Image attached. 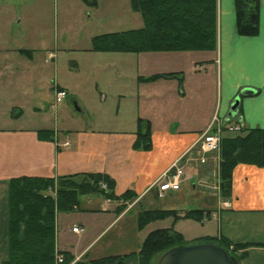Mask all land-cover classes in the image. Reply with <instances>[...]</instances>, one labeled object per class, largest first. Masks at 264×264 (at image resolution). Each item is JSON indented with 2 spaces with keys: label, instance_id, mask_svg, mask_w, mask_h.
I'll return each mask as SVG.
<instances>
[{
  "label": "crops",
  "instance_id": "obj_1",
  "mask_svg": "<svg viewBox=\"0 0 264 264\" xmlns=\"http://www.w3.org/2000/svg\"><path fill=\"white\" fill-rule=\"evenodd\" d=\"M86 1L96 13L108 11L111 15L106 20L117 19V23L127 25L126 30H108L96 36L136 30L143 26L139 14L130 9V0ZM258 1V34L247 37L237 33L234 0H217L216 47L211 52L133 54L83 50L89 52L87 55L92 60L88 75L92 76L90 81L95 91L94 100L99 93L102 100L109 96L110 102L115 105L111 119L97 120L87 125L75 124L70 117H65V123L55 120L50 125L45 106L41 107V111L33 107L23 117V105L20 106V97L16 93H26L34 88V61L39 60L42 64V60L46 62L50 55L52 61L57 56L49 48V27L32 21L36 30L18 29L16 32L20 35L27 33L34 36L32 43L27 42V48L21 47L22 42L17 39L19 36L16 33L0 35V102L4 101L5 106L4 111L0 109V264L7 256L6 192L11 179L30 177L57 180L78 174H102L115 183L116 196L130 191L137 196V203L143 201L148 205L154 204L155 209L176 210L172 206L161 205L184 200L179 198L188 187L191 194L199 192L195 183L204 179L207 168L210 171L211 167H187L180 189L165 192L163 198L157 197V188L150 187L186 152L190 150V155L196 156L198 145L195 143L212 125L215 117L223 126L232 123L230 106L242 89H254L255 94L241 97L236 110L238 120L233 123L241 125V132L243 129L264 130V0ZM16 2L21 0H0V24L2 22L8 27L9 32L15 30V25L21 26L23 16L17 14ZM43 28H48V35L47 29L43 32ZM56 38L58 35L54 33V45ZM64 50L75 51L72 48ZM73 65L72 72H68L72 76V83L62 82L61 85L59 80H55L52 91L54 94L56 88L64 90L66 99L78 102L80 105L77 106L83 111L86 107L94 106L89 100L85 102L82 99L84 88L78 82L82 66L78 62ZM167 74L174 77L150 82L139 80ZM108 83L110 87L106 85ZM103 92L106 96L102 95ZM61 103L66 109L65 101ZM14 107H19L21 113L12 114L10 109ZM148 126L151 149L134 150L137 131L144 133ZM44 130L51 132L50 138L40 135V131ZM229 134L223 131L221 136ZM64 143H68V146L63 147ZM199 193L201 208L193 210L210 211V214L201 222L194 221L201 226L197 239L225 238L233 244H247V248L238 250V255L245 254L239 263L264 264V167L237 165L232 171L230 193L218 202L210 189L200 190ZM90 200L87 202L91 203ZM224 202H228L229 207H222ZM101 203V211L85 208L81 209L82 214L94 215L110 210L107 201ZM121 215L106 224L91 243ZM77 226L84 230L82 224L72 223L66 227L71 230ZM91 243L82 250L80 246L65 243L60 250H72L77 258L87 254L85 251Z\"/></svg>",
  "mask_w": 264,
  "mask_h": 264
},
{
  "label": "trees",
  "instance_id": "obj_2",
  "mask_svg": "<svg viewBox=\"0 0 264 264\" xmlns=\"http://www.w3.org/2000/svg\"><path fill=\"white\" fill-rule=\"evenodd\" d=\"M234 7L238 35L256 36L259 30V1L234 0ZM130 9L141 17L142 28L95 36L92 38L90 51L137 54L215 50L217 0H130ZM173 77V74L153 75L139 80L150 82ZM40 135L50 138L51 132L40 131ZM133 149H151L149 126L144 133L137 131ZM219 160L221 195L225 197L231 191L232 171L237 165L264 167V130L243 129L233 136H223ZM114 186L113 180L102 174H78L57 180L30 177L11 179L6 192L7 256L2 264H56L55 254L63 256L61 264L72 263L73 256L69 251L56 253V215L81 211V198L93 195L110 201H120L121 207L117 208V212H120L137 196L130 191L116 196ZM209 214L210 211L205 210H190L182 215L178 210H146L138 215L137 230H142L152 222L169 218L174 223L179 220L201 222ZM205 241L220 244L238 260L245 254L236 255V252L249 246L233 244L225 238L200 239L194 243ZM187 244L182 235L172 228L157 229L145 237L138 252L73 264H130L132 261L133 264H150L155 255H162Z\"/></svg>",
  "mask_w": 264,
  "mask_h": 264
},
{
  "label": "rangeland",
  "instance_id": "obj_3",
  "mask_svg": "<svg viewBox=\"0 0 264 264\" xmlns=\"http://www.w3.org/2000/svg\"><path fill=\"white\" fill-rule=\"evenodd\" d=\"M89 1V0H88ZM18 3L16 8L17 14L22 17L21 28L17 27L15 24V30H11L9 32L8 27L4 26L1 22L0 24V35L4 36L7 33L10 36L12 33L18 34L16 31L21 29L22 31H30L36 30L35 24H42L43 26L49 27V38H50V46L51 52L56 53V58L52 61L49 57L46 58V62L42 64L39 60L34 61L33 66L35 68L34 72V88L26 93L22 91H18L16 95L19 98V104L22 106V111H24V116L26 117L30 111L33 110V107H37L41 111V107L45 106L47 115L49 117V124L53 125V122L56 120L57 122L65 123V117H70L73 119L75 124L78 125H87L90 122H96L97 120L108 121L112 118V113L115 112V105L110 102L109 96L105 100L101 99V95L96 94V98H93V84H91L90 79L92 76L88 75L90 70V64L92 63L91 57L87 54L91 49L92 37L108 32V30H126L127 25L121 24V22L117 23V19L113 21H108L105 18L111 15L108 11L105 12L101 10L100 12H94L89 5V2L86 0H21ZM85 4V5H83ZM82 5V6H81ZM8 9V7H7ZM107 9V8H105ZM118 17V16H117ZM33 21V22H32ZM100 22L101 24H98ZM113 26V27H112ZM24 30H23V28ZM48 28H43L44 30ZM29 31V32H30ZM54 33L58 39L55 40L54 45ZM19 41H21V47L27 48L29 45L27 42L34 41V36L25 34H18ZM47 38V37H46ZM32 39V40H31ZM64 40V41H63ZM48 46V43H47ZM55 46V47H54ZM64 48L74 49L75 51H65ZM58 49V50H57ZM51 56V55H50ZM78 62L81 66V78L79 79V85L83 86V97L82 99L86 102L89 100L91 106L94 107H86L85 110L79 107V103L70 101L68 98L64 99L67 108L63 109V104H56L55 97L52 91V84L55 80H59V84L63 85V83H72V76L68 74L69 71L72 72V68L74 67L73 63ZM17 76H20L17 74ZM22 76V75H21ZM63 82V83H62ZM109 86V83L106 84ZM110 87V86H109ZM89 95V97H88ZM102 95L106 96V93L103 92ZM67 97V96H66ZM81 97V95H80ZM80 100V99H79ZM83 103V102H82ZM77 104H79L77 106ZM0 109L2 111L5 110L4 101L0 102ZM21 109L19 107H14L11 110L12 114H20ZM10 112V113H11ZM112 112V113H111ZM10 114V115H12ZM56 117V118H55ZM217 118V117H216ZM26 119V118H24ZM75 119V120H74ZM235 122L234 120L232 123ZM108 123V122H106ZM216 124L210 125V133L216 132ZM60 126V125H59ZM239 133V132H236ZM236 133H230L229 135L233 136ZM198 145V151L196 156L189 155L186 157V160L189 161L188 166L185 167V176H186V168L196 166L204 167L208 165L210 171L207 168V172L204 179H199L196 186L200 190H209L212 191V196L217 200H221L223 196L221 195V182L218 179L219 177V168L216 166V155L206 154L201 152L199 148V139L195 143ZM191 154V153H190ZM206 154V155H205ZM205 156L206 162H202L200 157ZM177 160V159H176ZM175 160V161H176ZM185 163V162H183ZM207 163V164H205ZM184 176V178H185ZM183 178V180H184ZM181 185V184H180ZM157 188V187H156ZM155 189V188H154ZM180 189V188H179ZM198 189V190H199ZM199 190V192H200ZM195 192L191 194L190 188H186L181 192V198L184 200H176L174 203L170 205H161V206H172L176 210H193L198 209L200 207L199 198L200 193ZM51 194V193H50ZM88 196L82 197L80 200V209L85 210V208H95L97 211H101V202L107 201L110 204V210H105L104 212H98L97 214H82L83 212L75 211L71 213H59L56 215V240H55V248L56 253L62 252L60 249L64 248V244H72L73 246H80V250L84 249L85 246L92 242V238L95 235L99 234L100 231L109 224L113 222L117 215L122 214L107 230H105L99 237L96 239L91 245L86 249L85 255L81 257H77L73 254L72 250L69 251L73 256V264L75 262H87L88 260L99 259L105 256L111 255H123L129 254L131 252H136L138 248L140 249L141 244L145 237L154 230L172 228L175 232L182 235L185 242L194 243L195 241H199L197 239L198 234L201 232L200 224H196L194 221H177L173 222L171 218L165 219V221H155L147 226H145L142 230H137V218L138 215L146 210H153L154 204L148 205L143 201L137 203V197L130 203H125L126 206L121 211L117 212V208L121 207V202L118 204H113L108 202L110 200H106L101 196ZM158 197V196H157ZM164 197V196H163ZM162 197V198H163ZM159 198V197H158ZM91 199V203H88L87 200ZM163 200L158 201L161 203ZM158 203V204H159ZM227 207H229V203ZM97 206V207H92ZM222 207L227 208L222 205ZM180 212L182 215L184 212ZM82 224L84 225V230L82 234L72 233L71 230L66 226L70 224ZM66 227V229H65ZM79 227V226H77ZM177 230V231H176ZM196 238V239H195ZM66 251V250H64ZM139 251V250H138ZM137 251V252H138ZM84 252V253H85ZM57 254H55L56 256ZM238 255V251L236 252ZM1 256V255H0ZM161 257V254L155 255L150 264H158V261ZM236 257V256H235ZM64 259V258H63ZM239 261V260H238ZM63 262V261H62ZM133 262V261H132ZM130 262V264H133Z\"/></svg>",
  "mask_w": 264,
  "mask_h": 264
},
{
  "label": "built area",
  "instance_id": "obj_4",
  "mask_svg": "<svg viewBox=\"0 0 264 264\" xmlns=\"http://www.w3.org/2000/svg\"><path fill=\"white\" fill-rule=\"evenodd\" d=\"M54 94L56 103H61L67 96V93L64 90L58 88L55 89ZM216 122V132L210 133L209 127L208 130L199 138V148L201 152L206 154L217 153L216 166L218 168L222 129H225L228 132L236 133L240 132L242 127L238 123H231L223 126L221 122H218L217 118L214 124ZM67 146L68 143L63 144V147ZM204 157L205 156L200 157V160L203 163L206 162ZM188 163L189 161L186 160V158L184 157L174 161L170 165V167L158 179H156L150 189L157 187V196L159 198H162L164 196V193L167 191H178L180 188V184L182 183L183 178L185 176V167L188 166ZM103 188H105V186H103ZM222 205L225 207L228 206V204L225 202L222 203ZM72 232L76 234H81L83 232V229L79 227H73ZM55 259L56 264H61L63 261V256L61 254H57L55 256Z\"/></svg>",
  "mask_w": 264,
  "mask_h": 264
},
{
  "label": "water",
  "instance_id": "obj_5",
  "mask_svg": "<svg viewBox=\"0 0 264 264\" xmlns=\"http://www.w3.org/2000/svg\"><path fill=\"white\" fill-rule=\"evenodd\" d=\"M255 90L244 88L230 106L229 117H234L241 97H250ZM158 264H240L238 259L218 243L212 241L187 244L163 253Z\"/></svg>",
  "mask_w": 264,
  "mask_h": 264
},
{
  "label": "bare ground",
  "instance_id": "obj_6",
  "mask_svg": "<svg viewBox=\"0 0 264 264\" xmlns=\"http://www.w3.org/2000/svg\"><path fill=\"white\" fill-rule=\"evenodd\" d=\"M50 59H51V56H50ZM56 103V102H55ZM56 104H58V103H56ZM232 120L231 121H233V120H235V121H237L238 120V114H237V111L235 112V114H234V117H230ZM216 121V118H214V120H213V122H212V124H214V122ZM220 122V121H219ZM223 131H226V132H228L227 130H225V129H222V132ZM241 132V131H240ZM239 132V133H240ZM229 133H232V132H229ZM222 134V133H221ZM221 138H222V136H221ZM220 153V152H219ZM190 155V150L188 151V152H186L182 157H184V158H186V157H188ZM182 157H180V158H182ZM179 158V159H180ZM220 161V160H219ZM218 168H219V164H218ZM73 233V232H72ZM83 233V232H82ZM81 233V234H82ZM78 235V234H77ZM56 261V260H55Z\"/></svg>",
  "mask_w": 264,
  "mask_h": 264
}]
</instances>
